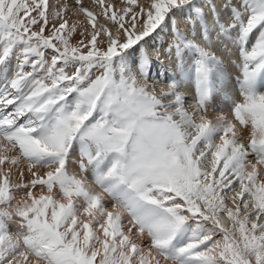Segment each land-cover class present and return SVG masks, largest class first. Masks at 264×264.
<instances>
[{
    "label": "snow or ice",
    "instance_id": "snow-or-ice-1",
    "mask_svg": "<svg viewBox=\"0 0 264 264\" xmlns=\"http://www.w3.org/2000/svg\"><path fill=\"white\" fill-rule=\"evenodd\" d=\"M0 264H264V0H0Z\"/></svg>",
    "mask_w": 264,
    "mask_h": 264
}]
</instances>
